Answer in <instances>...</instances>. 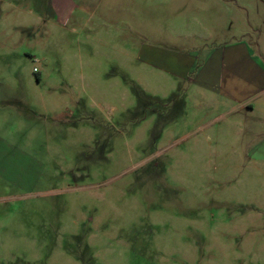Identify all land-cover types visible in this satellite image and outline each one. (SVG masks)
Here are the masks:
<instances>
[{
    "label": "rangeland",
    "instance_id": "1",
    "mask_svg": "<svg viewBox=\"0 0 264 264\" xmlns=\"http://www.w3.org/2000/svg\"><path fill=\"white\" fill-rule=\"evenodd\" d=\"M240 41L264 0H0V264H264V95L190 88Z\"/></svg>",
    "mask_w": 264,
    "mask_h": 264
},
{
    "label": "crops",
    "instance_id": "2",
    "mask_svg": "<svg viewBox=\"0 0 264 264\" xmlns=\"http://www.w3.org/2000/svg\"><path fill=\"white\" fill-rule=\"evenodd\" d=\"M50 8L56 16L55 7ZM219 55L211 54L190 80L193 94L205 96L202 106L208 104L220 116L254 114L256 104L264 95V62L242 41L223 48ZM233 55L238 61L229 62L228 58ZM188 72L182 75L186 79Z\"/></svg>",
    "mask_w": 264,
    "mask_h": 264
},
{
    "label": "built area",
    "instance_id": "3",
    "mask_svg": "<svg viewBox=\"0 0 264 264\" xmlns=\"http://www.w3.org/2000/svg\"><path fill=\"white\" fill-rule=\"evenodd\" d=\"M34 71L37 72V69H35Z\"/></svg>",
    "mask_w": 264,
    "mask_h": 264
}]
</instances>
